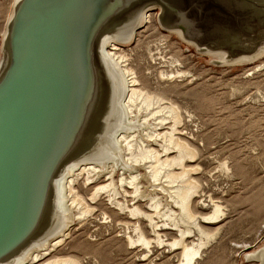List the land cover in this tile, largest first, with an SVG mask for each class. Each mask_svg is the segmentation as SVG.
<instances>
[{"label":"bare ground","instance_id":"1","mask_svg":"<svg viewBox=\"0 0 264 264\" xmlns=\"http://www.w3.org/2000/svg\"><path fill=\"white\" fill-rule=\"evenodd\" d=\"M93 2L96 7H91ZM81 4L70 27L55 31L56 44L46 49L41 63L30 66L34 75L38 73L39 85L60 79L66 69L68 86L58 94L61 87L56 81L0 141V264H101L92 253L93 261L87 262L65 250L66 245L71 248L73 229L95 217L101 198L123 218L114 214L113 219L102 210L98 219L100 224L120 226L121 234L115 237L127 246L122 249L135 250L141 244L149 252L152 243L176 247L180 249L176 264H195L214 238L204 224L218 223L223 207L209 196L208 213L193 210L202 185L199 171L193 174L200 166L191 164L198 149L183 136L181 107L143 84L131 64L132 47L126 43L134 42L138 31L148 26L152 10H159L158 27L193 43L186 39L188 28L167 25L173 7L165 0H82ZM21 8L11 17L18 16L14 31ZM71 34L78 40L75 51L69 48ZM165 44L159 38L156 48L165 49ZM18 47L13 42L0 68L6 80L22 68ZM165 54L158 63L167 68L158 69L157 77L172 81L185 77L180 56ZM150 57L153 60L154 54ZM62 111L69 116L67 124L64 116L57 120ZM59 128L67 136L60 141L64 148L57 157L51 137L60 134ZM42 165L45 181L40 182L36 172ZM170 233L176 236L168 238ZM195 234L196 241L188 242ZM246 257L264 264V245Z\"/></svg>","mask_w":264,"mask_h":264},{"label":"rangeland","instance_id":"2","mask_svg":"<svg viewBox=\"0 0 264 264\" xmlns=\"http://www.w3.org/2000/svg\"><path fill=\"white\" fill-rule=\"evenodd\" d=\"M165 1L173 7L167 13V25L187 27L186 39L193 43L183 40L176 33L167 32L165 26L158 27L159 10H152L148 26L138 31L134 42L129 40L126 43L127 47H132L129 50L131 64L143 84L151 90L163 92L181 107L183 136L198 149L191 164L200 166L193 174L197 176L199 171L197 177L202 185L199 194L194 197L193 210L196 214L208 213L211 210L210 204L207 205L209 196L223 207L218 223L204 224L207 230L214 233V238L203 248L202 256L195 264H258L246 255L264 245V0ZM20 5L21 18L18 29L14 31L13 23L18 16L11 17ZM81 5L70 3L69 8L64 10L66 0H0V68L10 54L13 42L20 45L18 57L21 59L18 63L22 64V68L12 72L10 80L0 74V124L5 121L2 115L12 112L16 100L28 99L20 107L23 117L31 110L29 105L34 99L49 91L56 81L61 87L58 94L66 89V69L60 79H47L40 85L34 82L30 86L33 59L29 50L35 42V53L41 63L46 49L56 44L55 31L69 28L74 16L81 11ZM52 14L61 15L49 19ZM106 27L95 35L94 42ZM75 35L68 36L72 42H69L71 51L78 49ZM109 36L115 35L110 32ZM159 38L166 41L165 49L156 48ZM164 53L166 56H180L183 69L188 74L173 81L160 80L158 69L167 68L158 63L163 61ZM151 54H154L153 60ZM28 60L30 65L24 67ZM16 80H20V85H15ZM56 116L58 121L64 116L67 124V113L62 111ZM10 121L14 122L15 117ZM58 133L51 137L56 140L54 156H61L64 147L60 141L67 136L60 128ZM77 143H80L79 139ZM44 165L37 167L36 174H41L40 182L45 181V173L41 172ZM22 187L25 188V185ZM104 199L101 198L102 203L96 200L99 204L95 217L86 221L84 226L77 225L73 229L71 248L66 245L65 250L87 262L93 261L92 253L101 264L178 262L180 249L176 247L152 243L149 252L141 244L135 250L122 249L127 246L115 237L121 234L120 226L113 227L109 222L98 223L102 210L114 219V210ZM13 215L8 218V227ZM59 223L57 219L55 227ZM142 223L144 225L145 221ZM174 236L176 234H168V238ZM196 238L197 234L191 235L187 241H196ZM144 252L148 253L145 257Z\"/></svg>","mask_w":264,"mask_h":264},{"label":"water","instance_id":"3","mask_svg":"<svg viewBox=\"0 0 264 264\" xmlns=\"http://www.w3.org/2000/svg\"><path fill=\"white\" fill-rule=\"evenodd\" d=\"M65 2V1H64ZM82 3V0H66V7L64 8V10H67V8H69V6H68V4L70 5V3ZM94 3V2H93ZM39 12V11H38ZM39 14H40V16L41 17H43V14L41 13V12H39ZM61 14H52V15H49V19H51V18H53V17H56V16H60ZM29 52L31 53V56H32V59H33V65L35 66L36 65V63L38 62L39 63V60H38V58H37V55H36V53H35V42H33L32 44H31V47H30V50H29ZM38 67H39V64H38ZM32 71V74H31V76L29 77V84H30V86L32 87L33 86V84H34V82H38V73L36 72V75H34V70H31ZM30 97H33V96H31V94H30ZM36 99V98H35ZM34 99V100H35ZM16 101H21V103L20 104H18V105H16ZM15 101V103H14V106H13V110H12V112L10 111H8L7 113H4L2 116H5V118L4 117H2V118H4L5 119V121H3L4 122V124H0V141H2L3 140V138H4V131H8V130H10V129H15L14 127H16V126H19L20 125V119H22L24 116H25V114H27L28 112H26L25 114H24V116L22 117V112H21V106L22 105H25L26 104V102L28 101V99H26V98H24V99H18V100H16ZM33 104V103H32ZM30 107V109L32 108L31 107V105H29ZM16 109V110H15ZM30 111H32V109L30 110ZM29 111V112H30ZM15 117V121L14 122H11L10 120L12 119V117ZM3 142V141H2ZM20 148H17V151L19 150ZM1 166V165H0ZM21 192H22V190L18 193V194H21ZM13 214V213H12ZM10 223V222H9ZM9 223H8V220H7V222H6V226H8L9 225Z\"/></svg>","mask_w":264,"mask_h":264}]
</instances>
